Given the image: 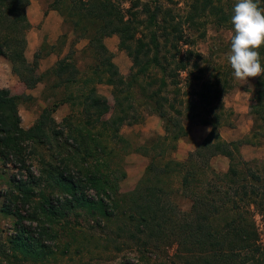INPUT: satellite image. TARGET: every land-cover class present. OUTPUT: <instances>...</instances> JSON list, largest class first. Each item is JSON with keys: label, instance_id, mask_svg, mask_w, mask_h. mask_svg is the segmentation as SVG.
Segmentation results:
<instances>
[{"label": "trees", "instance_id": "obj_1", "mask_svg": "<svg viewBox=\"0 0 264 264\" xmlns=\"http://www.w3.org/2000/svg\"><path fill=\"white\" fill-rule=\"evenodd\" d=\"M83 1L78 0L77 4L56 0L53 10L66 26L71 24L75 32L87 38L88 48L94 51L98 62L94 69L97 83L112 88L113 106L94 86L88 88L89 81L78 79L80 72L68 58L40 75V54L31 63L24 56L27 41L23 33L31 27L26 16L29 0H0V57L10 63L27 90L35 88L46 76H53L58 84L52 87L64 86L68 91L63 104L71 100L80 108L76 116L58 123L53 118L58 108L54 104L44 109L33 127L23 129L17 111L22 97H10L0 89V180L6 184L0 194V214L12 220V231L0 229V264L46 263L54 254L48 242L58 240L67 231L66 223L70 224L72 213L78 210L93 217L99 227L104 219L107 223L117 222V235L127 233L128 238L143 247L175 245L177 257L185 264H264V244L256 220L258 216L264 229V164L246 161L240 152L243 146L255 147L264 139V76L257 77L252 92L247 90L252 94L250 135L226 142L219 130L225 127L222 98L233 89L229 81L231 67L224 75L217 71L204 79L205 72L199 67L202 55L187 49L181 56V46L189 45L182 32L171 38L163 31L162 45L153 33L148 42L151 51L142 39H136L132 23L136 14L130 9H123L113 0ZM257 2L264 7V0ZM220 4L215 0H189L185 22L199 27L205 23L197 20L213 17L233 34V9ZM141 6L148 24L155 27L160 9L152 11L147 3ZM66 7L69 8L65 14L62 8ZM170 28L176 32L179 27ZM113 36L118 37L119 50L132 63L128 77L120 73L113 53L104 44L106 38ZM260 56L264 66V47ZM189 68L199 73L194 80L203 82L198 93L200 118L211 131L179 163L171 157L177 143L189 136L183 118L199 107L171 103L161 96L169 85H179L176 79L180 72L187 73L185 81L193 77ZM155 70L162 73L161 80L152 76ZM144 78L150 82L141 88L142 100L148 107V116L155 115L163 123L164 135H156L150 146L135 148L134 153L149 158L150 163L135 188L122 194L119 182L126 175L119 177L112 169V146L123 143L130 148L120 130L141 122L132 90ZM166 78L172 83L168 84ZM97 128L102 132L96 133ZM169 153L167 163L159 166L158 160ZM32 156L38 167L28 164ZM219 156L229 160L226 173L216 172L211 166L212 159ZM176 173L182 174L181 188L189 196L188 213L168 201L167 193L160 187L164 179ZM89 192L95 197H89Z\"/></svg>", "mask_w": 264, "mask_h": 264}, {"label": "rangeland", "instance_id": "obj_2", "mask_svg": "<svg viewBox=\"0 0 264 264\" xmlns=\"http://www.w3.org/2000/svg\"><path fill=\"white\" fill-rule=\"evenodd\" d=\"M56 0H29V5L26 8V16L28 21L35 20L42 17L44 14L48 13L56 8L54 5ZM74 1L77 4L78 0ZM83 1V0H82ZM84 0L82 3H85ZM116 3L122 5L123 9L132 11L136 14L134 21L137 31L136 39H142L146 43L148 49V42L151 35L155 33L157 35L161 45L163 44L164 38H161L167 31L171 34V38L177 35L178 32H182L183 40L189 43L188 46H181L184 56V51L192 50L195 53L202 55V61L199 62V67L205 72V77H210L215 75L218 71L223 73V75L230 70V64L228 62V55L230 53L229 42L233 36L232 31L225 28L223 25L218 24V21L213 17L207 20H197V23L202 21L205 23L204 26L193 27L187 25L185 22V17L188 13V2L189 0H113ZM220 1V6L231 7L234 9L236 0H215ZM69 4V1L67 2ZM147 3L151 10L155 11L156 8L160 9V14L158 15V24L152 27L148 24L147 15L142 13L141 4ZM67 5V4H66ZM68 8H62L63 12L66 14ZM233 13V12H232ZM128 19V16H126ZM51 24L47 28V32L43 36L47 39L43 45H46L41 53V56L48 54L50 51H57L60 55V60L68 58L77 67L80 72L78 79L83 82L85 80L89 81L88 88L93 86L97 89L98 93L105 96L108 99V103L113 106L112 88L105 84H98L97 77L95 76V68L97 65L96 56L93 50L88 48V40L80 33L74 31L72 25H62L61 27V38L57 40L56 43L53 42L55 23L53 18H49ZM30 23V22H29ZM83 25V24H82ZM171 25H178V31L173 32ZM32 28L24 32L25 39L27 41V35L31 32ZM60 32V30H58ZM35 40L43 37L38 34L37 31L34 33ZM52 41V43H51ZM73 41V45L70 43ZM104 44L107 49L113 53V62L120 70V73L124 77H128L130 74L131 61L125 54L121 52L118 48L119 39L116 36L106 38ZM54 49V50H53ZM167 51L169 48L167 47ZM25 56V53H24ZM40 56V57H41ZM170 57V56H169ZM26 58V57H25ZM67 59V60H68ZM69 61V60H68ZM29 63L32 62L31 56H29ZM10 64V63H9ZM47 65H43L45 68ZM229 67V68H228ZM194 72L193 77L187 78L186 72H180L178 79L176 81L179 83L178 86L169 85L166 92L162 94L161 97H165L170 100L171 103L179 104L184 102L192 103L193 106L199 107L189 113V116L183 118L185 129H187L188 134L193 126H201L202 110L200 102L198 100V93L201 90V85L199 81H195V77L199 75L196 70H190L189 72ZM38 73L42 75L43 73L38 70ZM124 73V74H123ZM14 74V73H13ZM15 75V74H14ZM13 75V76H14ZM156 81L161 80L163 75L161 72L154 71L152 75ZM16 77V75L14 76ZM257 78H250L247 81L237 80L234 74L230 75L229 81L232 85L231 92L222 98V103L226 108V112L223 114L224 125L229 127L231 125H236L237 122L240 123V127L243 130L247 128V121L252 120L249 110V102L241 103V99L235 100V96L241 94V92H247L254 87V83ZM47 83V90L44 94L40 95L39 86L29 92L24 88L22 84H15L10 87V89H5L8 96H18L22 97V101L17 103V111L21 118V127L23 129H29L33 127L39 117L41 116L44 109L51 108L54 104L58 105L57 112L53 114V118L58 122H62L65 118H72L80 112L78 106H74L73 101L63 104L67 101L68 91L65 90L64 86L59 88H53L54 83L58 84V80L53 76H46L44 79ZM0 81L3 86L6 87V79L1 76ZM168 84L172 83V79L166 78ZM145 82H150L149 79H139L138 85L132 90L133 99L135 101V106L137 113L141 116V122L134 124L133 126H124L120 130V135L127 141L130 145L116 144L112 147L115 149V154L111 159L112 169L116 170L117 176L121 177L122 173H125L126 178L124 181H120V192L122 194L127 193L135 188L137 183L143 178V170L150 163V159L143 157L139 154H135L134 150L137 147L150 146L155 140L157 132L152 130L143 131L145 127V121L148 118H157V116H148V107L144 104L142 100V87ZM81 86H78V88ZM158 84L154 88L157 89ZM86 89V88H85ZM180 91L178 93L177 91ZM33 95V96H31ZM34 97V98H33ZM251 104V103H250ZM256 103L254 102L253 105ZM63 105V106H62ZM176 106V105H175ZM197 110V111H196ZM246 112L247 118L245 119L242 115ZM172 117L173 114L169 112ZM107 117V116H106ZM110 116H108L109 118ZM239 117L242 119L240 120ZM157 120V121H158ZM239 120V121H238ZM197 122V124H196ZM199 122V123H198ZM201 123V124H200ZM145 124V125H144ZM162 124V125H161ZM161 127L163 128V123L161 122ZM192 124V125H191ZM149 126H157L158 122L149 123ZM252 125V124H251ZM223 128V127H222ZM221 128V129H222ZM172 129V128H170ZM220 129V130H221ZM163 130V129H162ZM96 133L102 132L101 129H95ZM162 136V135H161ZM257 156L251 162H256L259 165L264 164V139L256 147ZM244 157L253 158L251 154L245 153ZM172 158V157H171ZM170 159V153L166 155L162 160H158V165L163 166ZM28 164L38 167L36 158L33 156L29 158ZM219 165L212 166V168L219 173L221 172ZM145 172V170H144ZM129 175V177H128ZM182 174H172L170 178H166L161 182L160 187H162L167 193V200L176 206L177 209L184 213H188L190 210V200L187 192H183L181 188ZM5 183L0 180V194L5 191ZM186 193V194H185ZM89 197L94 198L95 194L93 192L88 193ZM121 208L122 203L118 204ZM76 217V215H78ZM257 223L259 224V232L261 235V241L264 244V229L261 225L260 218L256 216ZM101 223V222H100ZM101 226L97 224L93 217H89L83 212V210L74 211L70 217V224H67V231L61 233L58 240H50L48 244L52 247L54 254L49 258L46 263L43 264H185L184 260L178 258L176 255V246H160L159 248L149 246L143 247L136 243V240H132L127 237V233L122 236L117 231V222H108L104 219ZM107 223V226H103ZM0 229H3L6 233L12 231V220L6 218L0 214ZM59 229V227H57ZM73 234V235H72ZM19 264H35L29 262H21Z\"/></svg>", "mask_w": 264, "mask_h": 264}, {"label": "crops", "instance_id": "obj_3", "mask_svg": "<svg viewBox=\"0 0 264 264\" xmlns=\"http://www.w3.org/2000/svg\"><path fill=\"white\" fill-rule=\"evenodd\" d=\"M50 17L53 18L55 21V23L53 24V28H54V32H55L54 37L52 39L53 42L56 43L57 40H59V38H61V27H62V25H64V22H63V18L60 16V14L56 10H51L48 13V15L44 14L42 17L39 16V18L29 21L32 30L27 35V47L25 50V57H26L27 61L29 60V56H31L32 62H33L36 54L39 53L41 56L42 50L46 46L43 44L45 43V40L47 41V39L43 35L45 32L48 33L47 28H49L50 27L49 24H51V22L49 20ZM58 30H60V32ZM35 31H37L38 34H41V36H43V37L35 40L34 39L35 38V36H34ZM51 43H52V41H51ZM70 45L71 46L73 45V41L70 43ZM59 55L60 54L57 51H50L48 54L41 56L39 59V65H38L39 71L42 72L43 74L47 73L48 71H51L56 66L58 61L60 60ZM43 65H47V66L44 68ZM13 75L14 74H13V71L11 69V65L9 64V62L6 59L0 57V78H1V76L2 77L4 76L6 79V82H7L6 87H5V86H3V83L0 81V89H2V90L8 89V88L10 89V87L14 86L15 84H19V83L21 84L19 78L17 76L14 77L15 75L14 76ZM37 87L40 90V95L44 94L47 90L46 81H44V80L41 81L40 83L37 84V86L35 88L30 89L28 91L31 92V91L35 90ZM24 88H25V86H24ZM31 96H33V95H31ZM235 97H236L235 98L236 101H238L239 99L242 98L240 100L241 103L249 102V106H250L251 97H252L251 93L241 92V94H240V92H239V94L236 95ZM57 111L58 110H56V112ZM242 112H243L242 115L246 119L247 115H244V114H246V112L245 113H244V111H242ZM239 119L242 120L240 117H239ZM157 120H158L157 118L156 119L155 118H148L145 121L146 125L144 124L145 127L143 128V131L152 130L154 132H157V134H160L159 136H161V135L163 136L164 130H162L163 128L161 127V125H162L161 120H158V121ZM153 122H158V124H159L158 127L157 126L153 127V126L148 125L149 123L153 124ZM246 122L249 123V124H247L246 130H243L239 125L240 123H238V122L236 125L234 124V125L229 126V127H223L221 130H219L221 138L226 142H233V141L242 140L245 137L249 136L251 133V130H252V125H251L252 123H251V121L249 122L247 120H246ZM210 131H211V128L209 126L201 125V126L191 127V129L189 131L188 138L185 140H181L177 143L176 151L172 154L173 160L176 162H179V163H183L187 159L188 155L195 150V147L203 143V141L209 135ZM256 147L257 146H255V147L243 146L241 148V151H240L243 159L246 161H249V160H253L254 158H256V156H257V148ZM245 153L251 154L253 158L251 159L249 157H244ZM215 165L220 166L219 168H220L221 172H226L228 170L229 160L223 156L213 158L211 161V166H215ZM146 168L147 167L144 168L145 171H146ZM144 170H143V174L145 173ZM128 177H129V175H128Z\"/></svg>", "mask_w": 264, "mask_h": 264}, {"label": "clouds", "instance_id": "obj_4", "mask_svg": "<svg viewBox=\"0 0 264 264\" xmlns=\"http://www.w3.org/2000/svg\"><path fill=\"white\" fill-rule=\"evenodd\" d=\"M233 36L228 62L237 80L264 76L260 49L264 47V7L257 0H236L231 16Z\"/></svg>", "mask_w": 264, "mask_h": 264}]
</instances>
